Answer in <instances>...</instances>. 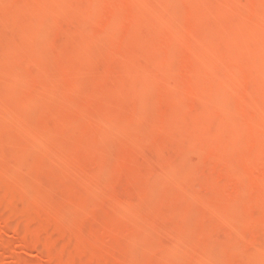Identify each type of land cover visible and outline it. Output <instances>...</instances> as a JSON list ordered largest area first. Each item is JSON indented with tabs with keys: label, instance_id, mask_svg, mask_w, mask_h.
<instances>
[{
	"label": "rangeland",
	"instance_id": "obj_1",
	"mask_svg": "<svg viewBox=\"0 0 264 264\" xmlns=\"http://www.w3.org/2000/svg\"><path fill=\"white\" fill-rule=\"evenodd\" d=\"M9 1L13 7L16 0ZM54 1L38 0L37 5L24 7V17L37 15V22L46 25L31 43L23 30L29 24L22 22L14 29L16 12H0V32H13L12 39L21 43L0 59V79L28 77L36 67L46 70L59 47L78 37L71 54L56 63L60 79L24 84L19 89L22 103H4L7 108L2 104L0 130L7 124L11 129L0 146V189L10 192L13 187L15 192L6 191V196L0 191V218L37 236L43 247L53 246L64 263L205 264L210 255L211 264H264V111L257 107L264 102V50L250 64L225 74L232 54L249 49L263 36L254 24L264 20V8L231 18L217 31L213 24L219 0L194 1L196 9L174 7L178 11L168 14L167 21L162 18L166 22L154 10L167 8L168 0H145L153 10L133 0L131 6H121L125 0L115 4H111L114 0H74L82 16L72 19L66 14L49 15L47 8ZM110 5L114 8H107ZM95 8L114 12L108 15ZM134 14L141 16L142 26L137 27L141 33L117 27L126 28ZM113 16L119 24L106 32ZM240 19L251 24L243 25ZM123 37L127 46L118 48L116 42ZM171 44L174 51L166 53ZM97 48L99 54H94ZM147 53L150 59L144 60ZM111 67L120 71L117 77L116 70L117 81L110 79ZM188 67L197 73L187 75ZM80 72L76 83L72 74ZM142 73L165 78L146 85ZM171 75L178 76L175 91L156 105V94L166 88L167 76L176 79ZM212 78L220 80L217 88L194 100L191 93ZM143 86V92L134 94ZM95 94L104 106L91 110ZM88 103L90 109L85 107ZM216 107L217 112H212ZM161 125L166 130L156 132ZM36 132L43 134L37 141L31 138ZM147 141L154 146L146 149ZM185 142L196 148L185 155L181 150L175 160L178 146ZM236 147L245 151L234 154L232 164L219 156L217 164V157L209 158L218 148L232 154ZM107 148L108 160L100 157ZM219 164L225 166L223 174L216 170ZM249 166L255 169L251 175L245 172ZM219 191L224 197L213 202ZM1 228L0 264H53L24 241V235ZM257 244L261 248L256 249Z\"/></svg>",
	"mask_w": 264,
	"mask_h": 264
},
{
	"label": "bare ground",
	"instance_id": "obj_2",
	"mask_svg": "<svg viewBox=\"0 0 264 264\" xmlns=\"http://www.w3.org/2000/svg\"><path fill=\"white\" fill-rule=\"evenodd\" d=\"M37 1L38 0H16V2H15V4L13 5V7H11L10 6V1L9 0H0V12H3V11H9V10H11V11H13V12H16V14H17V18L14 20V22H13V24H12V26H14L13 28L15 29V28H18V27H20L21 25H22V22H25V23H27V24H29L28 26H26V27H24L23 28V30H24V33H26V34H24L25 36H27L28 35V37H26L25 39H26V41H27V43H31V42H33L34 40H35V38H36V35H37V30H39V29H42L43 27H45L46 25L45 24H43V26H42V24H40L39 22H37V15L35 16V17H31V18H26V17H24V12H23V9H24V7L25 6H27V5H31V4H36L37 5ZM126 2H123L122 1V3L119 1V4L121 3V4H123V5H121V6H124V3L127 5V4H130V6H131V4H132V0H130L129 2L130 3H128L127 1L128 0H125ZM133 1H135L136 3H142V4H144L145 6L147 5V2L145 1V0H133ZM154 1H156V0H154ZM161 1H163V0H161ZM166 1V0H165ZM169 1V6L167 7V8H165V9H161V8H156V9H160V10H158V11H155L154 10V12H157L158 14H159V16H162V17H159L158 19H160L162 22H166L167 21V19H166V17H168L167 15L168 14H171L172 12H177L178 10L176 9L175 10V8L174 7H179V8H181L180 6H182V5H186V6H188V5H192L193 3H194V1H197V0H184L183 2H180L179 0H168ZM177 1V3H174V2H176ZM220 1V8L218 7L217 8V10L218 11H216V13H215V16H214V24H213V29H215V30H223V23H225L226 21H228V20H230L231 18L232 19H235V17H237V18H240V14L242 15L243 13H246V12H248L249 10H253V11H255V10H261L262 8H264V0H249V1H247V0H241V2H240V0H219ZM223 1V2H222ZM227 1V2H226ZM112 2H114V3H112ZM111 2V4H115V0L114 1H112ZM179 2V3H178ZM243 2H246V3H243ZM134 3V2H133ZM163 3V2H162ZM225 3V4H224ZM148 4H150V3H148ZM180 4V5H179ZM137 5V4H136ZM142 6V7H144L145 8V6ZM156 5V4H155ZM164 5V4H163ZM221 5H224V6H221ZM110 6H112V7H107V8H114V5H110ZM151 6V5H150ZM195 9H196V7L194 6V5H192ZM100 8H101V5L99 6ZM136 8H139L140 6H135ZM147 7L149 8V6L147 5ZM153 7H155V6H153ZM222 7V8H221ZM97 8H98V6H97ZM106 8V7H105ZM105 8H102V9H99V13L100 12H107V14L109 15V13H111L112 14V12H114V9L112 10V11H110V9H106L105 10ZM120 8V7H119ZM141 8V7H140ZM178 8V9H179ZM147 9V8H146ZM149 9H152L153 10V8L152 7H150ZM183 9H185V6L183 7ZM183 9H179V10H183ZM96 10H90V12L91 11H93L92 13H90V14H93V13H95L96 12ZM162 10H164V12L162 11ZM172 10H174V11H172ZM187 10H188V8H187ZM191 10V8L189 9V11ZM95 11V12H94ZM108 11H110L109 13H108ZM193 11V10H192ZM47 13L49 14V15H64V14H66V15H69L68 16V18L70 19H72V18H74V17H81L82 16V14H79L80 12H78V10H76V7H75V4H74V0H62V3L61 2H59V1H54V2H51L50 4H49V6H48V8H47ZM103 13V14H104ZM72 14L74 15V16H72ZM88 14H89V12H88ZM110 14V15H111ZM155 14V13H154ZM158 14H155V15H158ZM85 15H86V13H85ZM84 15V16H85ZM87 16V15H86ZM162 18H165L166 19V21H164V19H162ZM120 20V19H119ZM130 20V19H129ZM117 21V19H115L114 18V16L109 20V22L108 23H106V27L104 28L105 29V31L106 32H109V30H111L114 26H116V23H118V22H116ZM116 22V23H115ZM131 23L130 24H128L127 26H126V28L124 27V26H122V25H119V26H117L118 28L120 27H123V28H121L122 29V31L123 30H125V31H127V32H135L136 31V33H141V32H139V29L140 28H137L140 24H142V19H141V16L139 15V14H134V18H133V20L132 21H130ZM240 22L243 24V25H250L251 24V22L248 20V19H246V20H242V19H240ZM122 22L120 21V24H121ZM108 24V25H107ZM119 24V23H118ZM257 28H259L262 32H263V36L262 37H260L249 49H246V50H241V51H235L233 54H232V57L230 58V61L225 65L226 66V68H227V72L225 73L226 75H228L229 73H230V71L231 70H236V69H238V68H240V67H242V66H244V65H246V64H250L252 61H253V59L255 58V56L257 55V54H259V53H261V51H263L264 50V20L263 21H261V23H255L254 24ZM142 25H140V27H141ZM211 27H212V25H211ZM119 28V29H120ZM125 28V29H124ZM115 30H116V28H114ZM137 29H138V31H137ZM111 31H113V30H111ZM114 32H117V31H114ZM119 32H117V34H118ZM13 32H11V33H7V32H0V59H2L3 57H5L6 55H8V54H11L12 53V51H14L15 49H17L20 45H21V43L20 42H17L16 40H13L12 39V36H13ZM114 35H115V33H113ZM110 35H112V34H110ZM138 35H140V34H138ZM143 35V34H142ZM113 36V35H112ZM115 36H121V35H115ZM115 36H113V37H115ZM122 37V36H121ZM120 37V38H121ZM147 38V33H146V35H145V39ZM78 39V37L76 36V38H75V40H74V42L73 41H71V40H67V41H65L60 47H59V49L56 51V53L53 55V57L48 61V65H46L47 67L45 68L46 70H44L43 69V71L41 70V69H39V68H34V70L30 73V75L28 76V77H23V76H21L20 74H16V75H13V77H9V76H4V79H3V77L0 79V113L2 112L3 113V106L5 105L6 106V108L8 107V105L7 104H9L10 103V105H11V103H22L23 102V97L21 96V94L19 93V89H20V87L22 86V85H24V84H26V85H30V86H33V85H39V84H48L50 81H52V80H57V79H60L61 77H62V72H61V70L56 66V63H58V62H61V61H63L64 59H66L70 54H71V52L74 50L73 48H74V46L76 47V40ZM192 39V38H191ZM115 40H116V37H115ZM117 41H118V39H117ZM67 42V43H66ZM189 42H191V40H189ZM116 44L118 45V48H122V47H126L127 45V41H126V39L123 37L122 39H120V42H116ZM115 44V45H116ZM99 48V47H98ZM98 48L97 49H95V50H93L94 52V54H95V52L96 53H98L99 54V52H97L96 50H98ZM91 49V48H90ZM93 49V48H92ZM101 49H102V47H101ZM100 49V50H101ZM168 49V50H167ZM166 49V53H168V52H171V51H174V49H175V47H174V45H170V47L169 48H167ZM182 50V49H181ZM87 52V51H86ZM179 52V51H178ZM84 54H89L88 52L87 53H84ZM94 54H89V56H93ZM97 54V55H98ZM145 55H146V52H144V57H145ZM150 55V54H149ZM148 55V53H147V57L146 58H144V60L145 59H147V60H149L150 59V56ZM96 56V55H95ZM94 56V57H95ZM142 56V57H143ZM85 57H87V56H85ZM90 59H95V58H93V57H90ZM227 61V60H226ZM116 62H119V61H116ZM193 65V67H195L196 65H194V64H192ZM192 65H190V67H192ZM198 65V64H197ZM115 66V65H114ZM199 66V65H198ZM117 67V66H116ZM116 67H111V68H113L112 70L110 69L109 71H108V74L110 75V72H111V77H110V79H111V81L113 80L112 78H115V74H116ZM44 68V67H43ZM201 68V67H200ZM197 69H193V68H189L188 67V69L186 70V71H184L187 75H192V74H195V73H197V71H196ZM138 71H141V70H138ZM199 71H200V69H199ZM229 71V72H228ZM117 72H119V73H117V77H119V75H120V71L119 70H117ZM225 72V71H224ZM77 73H79V72H77ZM77 73H75V74H77ZM138 73V72H137ZM136 73V74H137ZM75 74L73 75L72 74V76H74V78L75 77H77V79H75L74 80V82L76 81V83L78 82V80L82 77V73L80 72V74H77L78 76H75ZM144 73H142L141 74V78L140 79H143V77H145L146 79H148L147 81H145V83L144 84H149V83H151V82H156V81H161L162 80V77L163 76H161L160 74H157V73H155V74H152V75H150L149 77H148V75H147V73H145L144 75H143ZM224 74V73H223ZM108 75V76H109ZM147 75V76H146ZM211 75V74H210ZM140 76V75H139ZM216 76H218V75H216ZM7 77H9V78H7ZM135 77H138V76H135ZM168 78H166L165 79V81H164V83H165V85H166V88L165 89H163V91L161 92L160 91V93L158 94H156V96L158 95V97H156L155 99H156V105H159V104H161V103H163V101L165 100V98L167 97V95L168 94H172L174 91H175V87H174V84H177V82H179L178 81V76L177 77H175V75H171V77H175L176 79H173V78H170L169 76H167ZM211 77H213V76H211ZM220 77V76H219ZM73 78V77H72ZM109 78V77H108ZM163 78H165V77H163ZM117 79L118 78H115L114 79V81H117ZM137 79V78H136ZM139 79V78H138ZM219 79V78H218ZM145 80V79H144ZM176 80V81H175ZM141 81V80H140ZM175 82V83H174ZM208 82V83H207ZM206 85H204V87H203V89H200V91H198V92H194V94H192L191 93V95L190 94H188V95H190L192 98L194 97V100H198V96H202L203 94L205 95V94H207V93H210V92H213L216 88H217V86L219 85V83H220V80H217V79H215V78H212V79H209V81L208 80H206ZM143 84V85H144ZM138 85L140 86L141 84L138 82ZM145 85V86H146ZM134 86H137V85H134ZM141 87V86H140ZM132 88V87H131ZM130 88V89H131ZM136 88H138V89H140L139 87H136ZM130 89H129V91H130ZM143 89H144V86L140 89V91L139 90H137L136 92H135V90L134 91H132V92H135L134 94H137V93H140L141 91L143 92ZM177 89V88H176ZM131 92V91H130ZM131 92V93H132ZM98 93V92H97ZM129 93V92H128ZM130 93V94H131ZM97 95H99V93L97 94ZM97 95L95 94L94 96H93V98H94V100H96V101H94V100H90V101H94V102H89V103H91L90 105V107H91V110H95V107L94 106H96V108H98V107H101L102 106V103L103 102H101V99H102V97L100 96V98L101 99H98L97 98ZM96 96V97H95ZM132 96V95H131ZM95 98H97V99H95ZM121 97H119L118 98V100H121V101H123L124 102V100H122V99H124V98H122V99H120ZM126 98V100L125 101H128V99H127V97H125ZM195 98H197V99H195ZM114 99H117L116 97H114ZM200 99V98H199ZM100 100V101H99ZM111 101H113L114 102V100L111 98L110 99ZM193 100V101H194ZM98 101H99V103H98ZM121 101H116V104H118L119 102L121 103V104H125V103H122ZM243 101H245L244 99H243ZM96 102V103H95ZM100 102H101V104H100ZM4 103H7V104H4ZM89 103L87 104V106H85V107H87L88 109H90L88 106H89ZM115 103V102H114ZM2 104H4V105H2ZM94 104V105H93ZM98 104V105H97ZM240 104V103H239ZM259 105H257V107H258V109H260V110H262V111H264V102L263 101H261L260 103H258ZM9 105V106H10ZM100 105V106H99ZM226 105V104H225ZM224 105V107H226L227 108V106H225ZM255 105V104H254ZM253 105V106H254ZM104 106V105H103ZM102 106V107H103ZM214 106H211L210 108H209V110L211 111V108H213ZM257 107L255 108V109H257ZM220 108V107H219ZM223 108V107H222ZM216 109H218V107H216L215 109H212V112H213V110H214V112H217L216 111ZM97 110H99V109H97ZM101 110V109H100ZM130 110V109H129ZM223 111V110H222ZM221 111V113H223ZM131 112V111H130ZM133 112V111H132ZM136 112V111H135ZM218 112H219V110H218ZM1 113V114H2ZM135 114V113H134ZM136 116H137V118H138V115H135V118H136ZM132 116H129V118L128 119H130ZM15 120V119H14ZM58 120H60V118H57V121ZM130 120H134L133 119V117H132V119H130ZM136 120V119H135ZM15 123H13L12 125H14ZM246 124V125H245ZM243 123V125L245 126V127H251V123ZM212 125H214V124H212ZM215 126V125H214ZM214 126H212V127H214ZM158 128V127H157ZM10 129H11V126L10 125H5L1 130H0V146L2 145V143H3V141L10 135ZM166 130V126L165 125H161V126H159V128L158 129H156V132H161V133H163L164 131ZM32 136H34V137H31L33 140H38L39 138H41L42 136H43V134H41V133H39V132H36L35 134L33 133L32 134ZM38 138V139H37ZM197 141V139L195 140L194 139V142H196ZM148 143L146 144V146H147V148L146 149H150V148H152L153 146H154V143H152L151 141H147ZM192 144V143H191ZM191 144H190V142H185V143H183V144H181V145H179L178 146V148H177V152L175 153V156L177 157V156H180V155H178V154H181V153H183L182 155H185V154H187V153H189V152H191V151H193L194 149H193V147L191 148ZM199 144V143H198ZM194 145V144H193ZM196 146H198L197 144H195ZM145 145L143 146V147H146ZM142 147V149H143V151H145V149ZM108 150H106L107 152H103V153H101L102 155L100 156V157H102L103 159L104 158H106L107 160L108 159H110L111 158V150H109L110 148H107ZM179 150V151H178ZM182 150V151H181ZM233 150H235V151H232V154H228V153H230V152H226V153H222V151H221V149L220 148H218V149H216L215 151H212V153H211V155H210V159H215L216 157V164L217 163H219L218 161H217V159L219 158V157H222V158H224L225 159V164H232L233 163V161L235 160V158L240 154V153H243L244 151H245V149L244 148H238V147H236L235 149H233ZM180 151H181V153H180ZM223 152H225V151H223ZM3 153V152H2ZM97 153V152H96ZM109 153V154H108ZM178 153V154H177ZM177 154V155H176ZM234 154H236L237 156L235 157V158H233V156H235ZM219 156V157H218ZM97 157H99V155L97 156ZM180 158V157H179ZM178 157L177 158H175V160L176 159H179ZM3 159H4V161L6 162V156H5V154L3 153ZM232 159V160H231ZM226 160H227V163H226ZM231 160V161H230ZM228 161H230V163L228 162ZM8 164H9V162H8ZM2 165V164H1ZM6 165V167H8L7 166V164H5ZM222 166L223 165H221V164H219L218 166H216V170H217V172L218 173H220V174H223V172H224V167L225 166H223V168H222ZM258 167V166H257ZM5 169H7V168H5ZM255 171V169H254V167L253 166H249L248 167V169H245V172L247 173V174H249V175H251V174H253V172ZM53 173H54V175L56 176V174H55V171L53 170ZM156 175H158V174H156ZM29 177V176H28ZM157 177H159V176H157ZM30 178H28V180H29ZM153 179H155V178H153ZM261 181H262V183H264V171L262 172V174H261ZM1 188V187H0ZM19 189V191H20V188H18ZM189 189H191V188H189ZM3 191L4 192V190L3 189H0V191ZM13 190V187H12V189H11V191ZM7 192H8V190H6ZM6 191L4 192L5 194H6ZM9 191H10V189H9ZM10 191V192H11ZM2 192V193H3ZM10 192H8V193H10ZM13 192H15V191H12L11 192V194L13 193ZM6 194V196L7 195H9V194ZM4 194V195H5ZM10 194V196L12 197V195ZM3 195V194H2ZM18 197H19V195L18 194H16ZM16 195H13V196H15L16 197ZM22 195V194H21ZM20 195V196H21ZM224 197V193H222V191H219V192H217L216 194H215V198L214 197H212L213 199H215V201H213V202H218L219 200H221L222 198ZM212 199V200H213ZM263 205H264V203L263 202H261ZM257 204H259V206H261V204H260V202H257ZM37 206V205H36ZM35 206V207H36ZM36 212H37V207H36ZM0 214L2 215V209L0 208ZM203 217L205 216L206 217V215H202ZM207 216H208V214H207ZM202 218V217H201ZM1 220H2V224H4V226H5V228H12L11 229V232L12 231H14V233H15V235H21V236H23L24 238V241H26V242H28L31 246H32V248L37 252V253H40V254H42V255H44L46 258H47V260L48 261H51L53 264H72V263H69V262H67V263H64V261H63V259L62 258H59L57 255H56V251H55V249L53 248V246H51V245H49V246H51L50 247V250H49V246L48 245H46L47 247H43L42 245H40V243L37 241L38 239H37V236H31L28 232H23L22 231V229L20 228L21 226L19 225V227H18V225L16 224L15 226L12 224V222H10V221H8L7 219H5V218H3V217H1L0 218V222H1ZM98 221V220H97ZM1 223H0V225L4 228V226L2 225ZM6 225H8V226H6ZM9 225H11V226H14V227H9ZM244 226H247V227H249L248 226V223H245V225ZM18 227V228H17ZM119 227V226H118ZM3 228H1V229H3ZM120 228V227H119ZM256 228V227H255ZM255 228H253V229H255ZM20 229H21V232H20ZM114 230H115V228H114ZM124 230H127V228H126V226H125V228H124ZM124 230H122V232L124 231ZM129 231H131V227H129V229H128ZM116 232H121L118 228H116V230H115ZM255 232H257L258 230H254ZM23 232V233H22ZM20 233V234H19ZM28 233V234H27ZM25 234H26V236H25ZM261 243V242H260ZM260 244H257L256 246H255V248L256 249H259V248H261V245L259 246ZM44 248H45V250H44ZM47 248V249H46ZM217 249V248H216ZM215 249V250H216ZM48 250V251H47ZM85 253H88V252H85ZM125 255H128V254H125ZM130 256V255H129ZM162 256H164V255H162ZM261 256V255H260ZM122 256H120L119 257V259L121 258ZM209 257H210V255H207V260L205 261V264H211V261H210V259H209ZM164 258H165V256H164ZM60 259H61V261H60ZM127 258H125L124 259V261L123 262H125V261H127L126 260ZM121 260V259H120ZM169 261V260H168ZM245 261L246 260H243V262L245 263ZM192 262H196V264L197 263H199L198 261H192ZM247 262V261H246ZM127 263V262H126ZM125 263V264H126ZM172 263V262H171ZM190 263V262H189ZM74 264V263H73ZM155 264V263H154ZM168 264V263H167ZM201 264V263H200Z\"/></svg>",
	"mask_w": 264,
	"mask_h": 264
}]
</instances>
